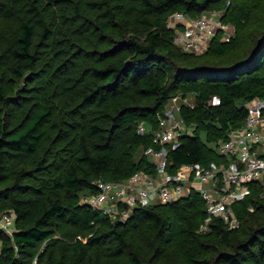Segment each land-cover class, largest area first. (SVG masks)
<instances>
[{"label": "trees", "instance_id": "trees-1", "mask_svg": "<svg viewBox=\"0 0 264 264\" xmlns=\"http://www.w3.org/2000/svg\"><path fill=\"white\" fill-rule=\"evenodd\" d=\"M208 10L235 36L183 51L170 17ZM176 96L194 100L179 112L192 134L167 171L225 160L213 144L264 99V0H0V214L16 216L11 236L0 228V264H264L261 182L234 204L239 228L215 218L208 233L195 191L126 222L79 203L97 179L154 173L144 151Z\"/></svg>", "mask_w": 264, "mask_h": 264}, {"label": "built area", "instance_id": "built-area-1", "mask_svg": "<svg viewBox=\"0 0 264 264\" xmlns=\"http://www.w3.org/2000/svg\"><path fill=\"white\" fill-rule=\"evenodd\" d=\"M229 4V3H228ZM222 10H208L197 18L175 13L169 19L176 28L175 43L190 53H203L213 38L222 33L221 39L229 41L235 36L230 23L222 20ZM182 26V30L177 28ZM188 97L172 98L163 114L157 113L158 129L153 132V143L144 154L154 164V173L136 171L123 181L97 179L94 193L82 195L79 203L101 212L111 222H126L134 209L151 204H173L192 191L205 202L206 217L199 232L208 233L215 218L221 219L228 229L240 227L234 204L251 193V185L264 183V99L255 97L244 104L246 117L243 125L228 131L226 137L215 144L217 153L225 160L220 162L184 163L174 172L167 171L169 149L181 145V137L192 134L180 116L183 105L194 108ZM207 106L220 105V98L212 95ZM145 124L138 125L139 134L146 132ZM252 210V207H249ZM16 216L12 211L0 218V228L12 235ZM31 264H37L36 259Z\"/></svg>", "mask_w": 264, "mask_h": 264}, {"label": "rangeland", "instance_id": "rangeland-1", "mask_svg": "<svg viewBox=\"0 0 264 264\" xmlns=\"http://www.w3.org/2000/svg\"><path fill=\"white\" fill-rule=\"evenodd\" d=\"M233 31H235V33H236V29H235V27L233 26L231 29H230V32H233ZM180 97V96H179ZM186 97H188L189 98V101H191L192 103H194V100L192 99V97H190V96H186ZM191 102H189V103H191ZM145 126V128H146V131L149 129V131L151 130L150 129V127H148L147 125H144ZM202 136L204 137V133H202ZM213 146H215V144H213ZM3 216V213H1L0 214V218ZM1 246H2V241L0 240V249H1Z\"/></svg>", "mask_w": 264, "mask_h": 264}]
</instances>
